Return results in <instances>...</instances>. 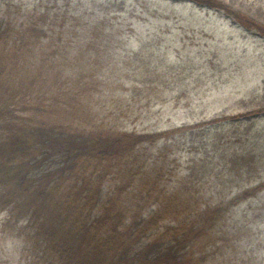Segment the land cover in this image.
I'll return each mask as SVG.
<instances>
[{
  "label": "rangeland",
  "instance_id": "obj_1",
  "mask_svg": "<svg viewBox=\"0 0 264 264\" xmlns=\"http://www.w3.org/2000/svg\"><path fill=\"white\" fill-rule=\"evenodd\" d=\"M20 1L29 7L21 13L35 5L45 10L60 5L62 10L85 9L75 20L80 26L97 21L99 29L115 26L111 34L85 36L94 40L91 51L63 45L47 58H33L36 63L28 67L51 74L70 59L85 67L83 75L95 80L96 90L84 93L82 106L90 109L81 116L91 123L101 122L98 114L118 109L117 126L127 131H171L139 146L141 162L152 177L142 179L140 172L134 181H150L160 172L158 191L193 197L201 207H228L226 202L240 192H254L223 213L227 226L222 225L220 235H237L222 239L231 258L264 264V40L224 12L186 0ZM218 1L264 25V0ZM99 12L110 13L109 19ZM50 86L48 80L40 90ZM157 155L159 161L153 162ZM4 217L0 214V224ZM0 256L6 261L15 253L0 250Z\"/></svg>",
  "mask_w": 264,
  "mask_h": 264
},
{
  "label": "trees",
  "instance_id": "obj_2",
  "mask_svg": "<svg viewBox=\"0 0 264 264\" xmlns=\"http://www.w3.org/2000/svg\"><path fill=\"white\" fill-rule=\"evenodd\" d=\"M192 1L224 12L264 38V25L218 0ZM51 22L39 13L16 28L0 22V211L9 214L0 238L6 243L17 238L21 247L14 258L0 256V264H181L183 259L213 264L209 257L192 258L193 241L208 233L215 237L218 226H227L222 215L232 205L202 208L178 192L162 197L160 172L159 178L136 184L133 177L140 172L142 179L152 177L139 146L161 133L64 124V116L74 119L88 109L81 99L89 86L72 73L61 80L62 71L47 76L43 68L30 70L36 54H54V41L44 49L39 46L43 39L57 33L66 46L64 20ZM48 80L50 90L41 91ZM129 190L136 192L130 196ZM161 224L167 228L159 231ZM212 237L203 248L215 254L220 249Z\"/></svg>",
  "mask_w": 264,
  "mask_h": 264
}]
</instances>
